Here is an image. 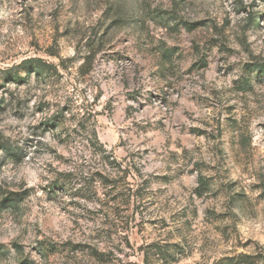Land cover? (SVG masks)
<instances>
[{
    "label": "rangeland",
    "instance_id": "1",
    "mask_svg": "<svg viewBox=\"0 0 264 264\" xmlns=\"http://www.w3.org/2000/svg\"><path fill=\"white\" fill-rule=\"evenodd\" d=\"M256 66L264 0H0V264H264Z\"/></svg>",
    "mask_w": 264,
    "mask_h": 264
},
{
    "label": "trees",
    "instance_id": "2",
    "mask_svg": "<svg viewBox=\"0 0 264 264\" xmlns=\"http://www.w3.org/2000/svg\"><path fill=\"white\" fill-rule=\"evenodd\" d=\"M257 22V18L254 17V23ZM39 59H26L24 61V65L25 64H32V63H35L37 62ZM256 67H259L261 68V72L263 73L264 72V67H260V66H256ZM36 72V70H34ZM9 74V73H7ZM14 80H17V81H24L25 79L23 77H19L18 75L15 76ZM0 149H4L8 156H16V153L15 151L11 150V148H9L8 146L6 145H1L0 144ZM115 161H111L109 162L110 165H112ZM122 171H125L126 175L128 174L129 172V166H126V168ZM76 174V171L75 169L73 170H69V171H66V172H59L58 173V179H54L53 183H52V186H51V190L54 194H56L58 190V188L56 186H58V182H59V176L63 177L62 179L65 181L63 184H62V188L66 189L68 188V183H67V180H70L71 178H73V176ZM126 175L124 177H126ZM94 182V181H97L99 183V185H101L103 187V195H104V200H101L99 197H97L100 201V203L103 205V206H109L108 203L110 202H115V200L117 198H119V193L116 194V196H113L114 193H115V189L117 188L118 186V180L116 177H113L110 173H107L105 171V169H102V170H98V171H93L91 172L90 174H88L87 176L85 177H82L80 181H77V184H81L80 187H77L75 192L73 193L74 195H77V196H80L81 198H84V199H93L91 196H89L87 193L85 194H82L80 195V193H77V192H82L83 190H87L88 187H85L87 186L88 184H90L91 182ZM199 184H198V187H197V194L200 195L202 193V190L205 188L206 186V183H205V179L200 175L199 177V180H198ZM86 188V189H85ZM98 193L95 192V195H97ZM119 194V195H118ZM121 196H126L124 193H121L120 197ZM6 200H9V197L5 198ZM130 195H127V203L130 202ZM112 208V207H111ZM98 249H95V253H93V255L97 256L98 258L101 256L106 255V253L104 254H99V252L97 251ZM53 251H50L48 254L52 253ZM41 255L43 256H46V252L44 253L43 251H40ZM100 258V259H101Z\"/></svg>",
    "mask_w": 264,
    "mask_h": 264
}]
</instances>
